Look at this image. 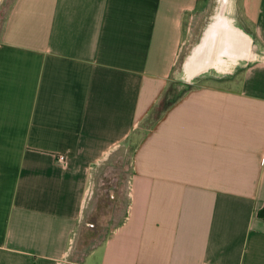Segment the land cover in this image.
I'll return each mask as SVG.
<instances>
[{
	"label": "crops",
	"instance_id": "obj_1",
	"mask_svg": "<svg viewBox=\"0 0 264 264\" xmlns=\"http://www.w3.org/2000/svg\"><path fill=\"white\" fill-rule=\"evenodd\" d=\"M220 1L0 0V264H264V0ZM194 33L224 82L174 85Z\"/></svg>",
	"mask_w": 264,
	"mask_h": 264
},
{
	"label": "rangeland",
	"instance_id": "obj_2",
	"mask_svg": "<svg viewBox=\"0 0 264 264\" xmlns=\"http://www.w3.org/2000/svg\"><path fill=\"white\" fill-rule=\"evenodd\" d=\"M211 3H212L211 5L212 7L208 9L209 11L207 10V14L201 17V19L198 22V25L195 26L194 31H197V29L202 28L206 24V22L209 19L210 13H216L218 11V6L221 4V1L219 3L218 0H212ZM228 5L229 3L226 4V7ZM194 34H195V37L193 36V38L189 42V45L184 48L183 58L175 66L174 75L177 78V80L175 81L174 85L177 84L178 87H182V85H185L186 87H189V88H192V87L197 88L201 86L218 85L224 82V81H221V79H225L231 75V74H228L229 72L226 69V67L229 66V63H228L230 62L229 60L228 61L221 60V61L215 62L209 68H207L204 72L198 74L197 77L190 78V79L188 78L189 74L185 71L184 69L185 64L183 62H184L185 57L189 53V49L193 48V46L197 42L196 35L198 33H194ZM127 162L128 161H121V164L127 163Z\"/></svg>",
	"mask_w": 264,
	"mask_h": 264
},
{
	"label": "water",
	"instance_id": "obj_3",
	"mask_svg": "<svg viewBox=\"0 0 264 264\" xmlns=\"http://www.w3.org/2000/svg\"><path fill=\"white\" fill-rule=\"evenodd\" d=\"M229 33H230V35L232 36V37H234L236 40H237V37H242L244 40H246V46H245V48H244V50L246 49V52H247V50L250 48V44H251V42L250 41H248L247 39H245V37L241 34V33H239V32H237L236 30H234V29H232V28H230V31H229ZM204 42V41H203ZM202 42V43H203ZM222 44V46L223 47H225V48H227L228 47V43H226L225 42V44L224 43H221ZM205 45H207L206 43H205ZM210 48H212L210 51H209V53H208V61H207V63H203V64H201L199 67H197V68H195L194 69V71H193V73H191V76H193L194 74H197L198 72H201V71H203L204 69H206V68H208V67H210L211 65H212V63H213V61H212V59H211V56H212V52H213V46L212 47H210ZM205 49H208L207 47L205 48ZM205 49H203L202 47H198V49H197V54L198 53H201L202 51H204ZM233 55L232 56H234L235 58L237 57V58H246L247 56H246V53H243L242 55H234V53H232ZM200 55V54H199ZM193 56V55H192ZM191 56V59L193 58L194 59V57H192ZM192 59V60H193ZM201 59H203V58H201Z\"/></svg>",
	"mask_w": 264,
	"mask_h": 264
},
{
	"label": "trees",
	"instance_id": "obj_4",
	"mask_svg": "<svg viewBox=\"0 0 264 264\" xmlns=\"http://www.w3.org/2000/svg\"><path fill=\"white\" fill-rule=\"evenodd\" d=\"M261 216H264V210L260 213Z\"/></svg>",
	"mask_w": 264,
	"mask_h": 264
},
{
	"label": "bare ground",
	"instance_id": "obj_5",
	"mask_svg": "<svg viewBox=\"0 0 264 264\" xmlns=\"http://www.w3.org/2000/svg\"><path fill=\"white\" fill-rule=\"evenodd\" d=\"M228 8H229V6H228Z\"/></svg>",
	"mask_w": 264,
	"mask_h": 264
}]
</instances>
